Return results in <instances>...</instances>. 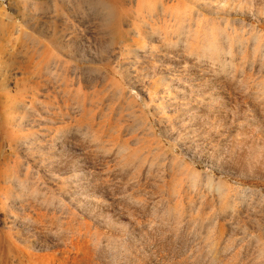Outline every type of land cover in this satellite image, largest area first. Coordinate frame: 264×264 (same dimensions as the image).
Returning a JSON list of instances; mask_svg holds the SVG:
<instances>
[{
    "label": "rangeland",
    "instance_id": "1",
    "mask_svg": "<svg viewBox=\"0 0 264 264\" xmlns=\"http://www.w3.org/2000/svg\"><path fill=\"white\" fill-rule=\"evenodd\" d=\"M0 264H264V0H0Z\"/></svg>",
    "mask_w": 264,
    "mask_h": 264
},
{
    "label": "bare ground",
    "instance_id": "2",
    "mask_svg": "<svg viewBox=\"0 0 264 264\" xmlns=\"http://www.w3.org/2000/svg\"><path fill=\"white\" fill-rule=\"evenodd\" d=\"M31 37V36H30ZM208 39V38H207ZM29 40H30V38H29ZM200 40V39H199ZM210 41H206L205 42V44L207 43V45H206V47L205 46H202V43H201V46L198 44V46H196L197 48L199 47V48H201V51H203V50H205L206 51V48H207V52H209V54H207V52L206 53H204L203 52V54L201 53V52H199V53H201V55H202V57L204 56V58H205V56H210V54L213 56V54L214 53H216V52H210V51H208V48H210V50H212L211 48H213L214 46H215V44L217 43L215 40H212V41H215V42H211V39H209ZM200 41H202V40H200ZM205 41V40H204ZM204 41H203V45H204ZM167 42H169V41H167ZM189 41H187V43H188ZM196 42H198V41H196ZM196 42H194V44L196 43ZM170 43V42H169ZM192 43V42H191ZM190 42H189V44L188 45H190L191 44ZM199 43V42H198ZM215 43V44H214ZM143 44V43H142ZM141 45V44H140ZM187 45V44H186ZM187 45V46H188ZM192 46H193V44H191ZM191 45H190V52L188 51L187 53L189 54V53H194V54H192V55H197L198 54V58H199V53H198V51H200V49L198 50L197 48L195 49V48H191ZM196 45H197V43H196ZM145 46V45H144ZM143 45H142V47H144ZM218 46V45H217ZM217 46H215V48H213V50H215V51H217V50H219V49H217L216 50V47ZM146 47H148V45L146 44V46L144 47V48H146ZM143 48V49H144ZM202 48H205V49H202ZM217 48H219V47H217ZM186 50H188V49H186ZM205 54V55H204ZM14 56H16L15 55V53L13 54ZM189 56V55H188ZM191 56V55H190ZM202 57H200V58H202ZM211 57V56H210ZM199 58V59H200ZM26 60V61H25ZM24 60V62L25 63H27V65L31 62V50H30V48H28V50H27V57H26V59ZM198 60V59H197ZM199 61V60H198ZM10 62L11 63H13V65H19L20 64V62H19V60H18V58H16V57H12L11 59H10ZM22 64V63H21ZM31 90V89H30ZM33 100V99H32ZM9 102V101H8ZM16 103V102H15ZM17 104V103H16ZM15 104V105H16ZM30 105H31V103H30V101L28 102V103H26V101H25V104H24V107L26 108V109H29L30 108ZM14 107V106H13ZM15 107H19V106H15ZM13 110H15V108L13 109Z\"/></svg>",
    "mask_w": 264,
    "mask_h": 264
}]
</instances>
